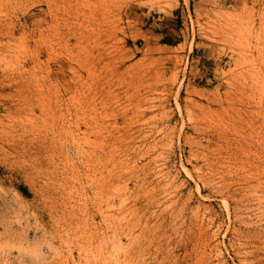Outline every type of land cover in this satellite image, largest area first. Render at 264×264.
Here are the masks:
<instances>
[{
	"label": "rangeland",
	"instance_id": "1",
	"mask_svg": "<svg viewBox=\"0 0 264 264\" xmlns=\"http://www.w3.org/2000/svg\"><path fill=\"white\" fill-rule=\"evenodd\" d=\"M0 264H264V0H0Z\"/></svg>",
	"mask_w": 264,
	"mask_h": 264
}]
</instances>
